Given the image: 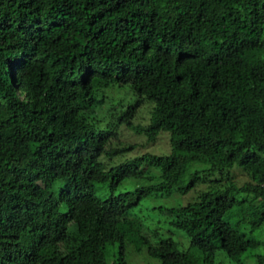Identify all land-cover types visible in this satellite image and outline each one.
<instances>
[{
  "label": "trees",
  "instance_id": "16d2710c",
  "mask_svg": "<svg viewBox=\"0 0 264 264\" xmlns=\"http://www.w3.org/2000/svg\"><path fill=\"white\" fill-rule=\"evenodd\" d=\"M122 122L167 133L169 153L109 165L134 148ZM126 180L155 182L116 193ZM201 183L157 208L186 245L131 214ZM127 244L158 264H264V0H0V264H127Z\"/></svg>",
  "mask_w": 264,
  "mask_h": 264
},
{
  "label": "rangeland",
  "instance_id": "374dc122",
  "mask_svg": "<svg viewBox=\"0 0 264 264\" xmlns=\"http://www.w3.org/2000/svg\"><path fill=\"white\" fill-rule=\"evenodd\" d=\"M123 101L126 104L129 101H134L136 98L132 95L130 91L126 88L119 89L115 92V101L119 100ZM149 105L144 104L140 108L137 109V113H135L134 117L131 119L132 125L137 126H145L149 120ZM107 122L108 119H105ZM116 140L120 143V146L125 145H133L134 148L129 150L119 156L114 157L109 165H116L120 162H124L126 160L133 159L142 154H155V155H166L170 151L169 147V137L167 133L161 132L157 136L154 142H148L147 139L143 135H138L132 128H130L126 123H121L119 127L116 129ZM231 172V180L236 186H241L243 183L248 181L247 176L239 170V168L234 167ZM154 173V172H153ZM155 181L146 182L144 180H139L137 182H133L130 180L124 181L120 186L116 189V193L124 192L125 190H133L135 186H144L148 187L149 185H153ZM208 183L197 184L194 189L185 195H178L176 193H172L171 195L165 194H152L151 196L142 199L139 204L135 205L131 211V214L139 217L144 226L150 230L156 229L161 235L167 236L169 233L171 237L174 239H178V241L182 245H186L187 241L182 237L184 236L182 232L174 229L173 227L167 226L166 223V214L160 213L157 209L158 207L170 208L177 204H186L187 202H191L196 199L197 195L207 189ZM56 191V189H55ZM57 194V192H56ZM98 196L102 197L104 194V187L99 186L97 188ZM108 261L110 263L115 262V256H113L114 249L109 246L108 249ZM124 259L127 264H158V261L150 258L145 254L144 251L137 253L134 249V245H126L124 249ZM215 264H233L229 262L224 256L217 255ZM247 264H254L253 262H248Z\"/></svg>",
  "mask_w": 264,
  "mask_h": 264
}]
</instances>
